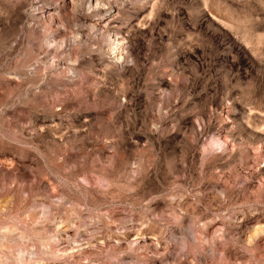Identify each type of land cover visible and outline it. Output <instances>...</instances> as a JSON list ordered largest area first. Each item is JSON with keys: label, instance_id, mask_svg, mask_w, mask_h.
I'll use <instances>...</instances> for the list:
<instances>
[{"label": "rangeland", "instance_id": "rangeland-1", "mask_svg": "<svg viewBox=\"0 0 264 264\" xmlns=\"http://www.w3.org/2000/svg\"><path fill=\"white\" fill-rule=\"evenodd\" d=\"M0 264H264V0H0Z\"/></svg>", "mask_w": 264, "mask_h": 264}, {"label": "bare ground", "instance_id": "bare-ground-1", "mask_svg": "<svg viewBox=\"0 0 264 264\" xmlns=\"http://www.w3.org/2000/svg\"><path fill=\"white\" fill-rule=\"evenodd\" d=\"M120 57V56H119Z\"/></svg>", "mask_w": 264, "mask_h": 264}]
</instances>
